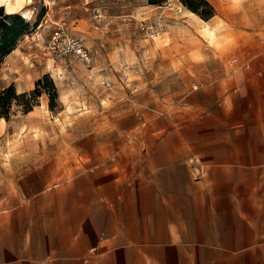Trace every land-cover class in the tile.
<instances>
[{
    "label": "rangeland",
    "instance_id": "1",
    "mask_svg": "<svg viewBox=\"0 0 264 264\" xmlns=\"http://www.w3.org/2000/svg\"><path fill=\"white\" fill-rule=\"evenodd\" d=\"M205 1L196 11L181 0L0 4L29 24L0 55V90L30 92L49 78L31 110L13 101L8 120L0 118V160H59L73 174L128 167L139 145L219 144L221 189L264 196V146H244L264 143V0ZM66 36L82 42L88 61L63 50ZM50 80L57 91L51 107ZM175 213L191 220L177 223L187 229L176 234L192 238L195 264H216V256L235 249L233 216L209 215L200 224L194 205ZM204 237L227 246L198 243Z\"/></svg>",
    "mask_w": 264,
    "mask_h": 264
},
{
    "label": "crops",
    "instance_id": "2",
    "mask_svg": "<svg viewBox=\"0 0 264 264\" xmlns=\"http://www.w3.org/2000/svg\"><path fill=\"white\" fill-rule=\"evenodd\" d=\"M220 146L139 145L128 167L73 174L59 160H0V264H195L192 238L176 234L187 229L177 223L191 220L175 218L193 205L200 224L209 215L234 217L235 249L214 263L264 264V196L221 189ZM216 240L198 243L227 246Z\"/></svg>",
    "mask_w": 264,
    "mask_h": 264
},
{
    "label": "trees",
    "instance_id": "3",
    "mask_svg": "<svg viewBox=\"0 0 264 264\" xmlns=\"http://www.w3.org/2000/svg\"><path fill=\"white\" fill-rule=\"evenodd\" d=\"M150 3H157L161 0H148ZM182 3L189 9L196 11L197 3H204L208 5L205 0H181ZM29 29V24L26 23L18 15H6L0 7V55L9 53L15 46L17 40L25 34ZM48 75L45 74L42 78L38 79L35 83V89L30 92H23L16 94L13 86L2 88L0 90V118L3 117L8 120V110L10 109L12 102L22 106L23 111L27 112L32 109L36 98L41 94L42 82L47 80ZM51 91V92H50ZM47 94L49 96L50 107L53 104V100L57 95L56 87L52 80H50V90ZM8 94V95H7Z\"/></svg>",
    "mask_w": 264,
    "mask_h": 264
},
{
    "label": "built area",
    "instance_id": "4",
    "mask_svg": "<svg viewBox=\"0 0 264 264\" xmlns=\"http://www.w3.org/2000/svg\"><path fill=\"white\" fill-rule=\"evenodd\" d=\"M58 34V33H57ZM63 50H69L76 53L83 60H89L87 56L86 49L84 48L82 42L76 38L66 36L60 43Z\"/></svg>",
    "mask_w": 264,
    "mask_h": 264
},
{
    "label": "bare ground",
    "instance_id": "5",
    "mask_svg": "<svg viewBox=\"0 0 264 264\" xmlns=\"http://www.w3.org/2000/svg\"><path fill=\"white\" fill-rule=\"evenodd\" d=\"M6 1V4H5V6H6V9H10V7H11V5L13 4V3H17L18 1H21V0H14V1H12V0H5ZM20 3V2H19ZM2 5V4H1ZM15 5V4H14ZM21 5V4H20ZM7 11H9V10H7ZM29 12H30V10L29 9H26V10H24V11H22V16L23 17H26L27 18V15L29 14Z\"/></svg>",
    "mask_w": 264,
    "mask_h": 264
},
{
    "label": "clouds",
    "instance_id": "6",
    "mask_svg": "<svg viewBox=\"0 0 264 264\" xmlns=\"http://www.w3.org/2000/svg\"><path fill=\"white\" fill-rule=\"evenodd\" d=\"M5 2V0H0V4H3Z\"/></svg>",
    "mask_w": 264,
    "mask_h": 264
}]
</instances>
